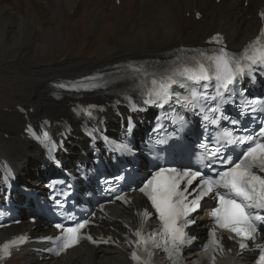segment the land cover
Instances as JSON below:
<instances>
[{"label":"bare ground","instance_id":"obj_1","mask_svg":"<svg viewBox=\"0 0 264 264\" xmlns=\"http://www.w3.org/2000/svg\"><path fill=\"white\" fill-rule=\"evenodd\" d=\"M119 1L0 0V157L11 162L18 175H27L29 165L36 161L44 163L41 149L27 137L25 122L71 116L66 100L56 103L52 99L48 85L52 79H73L111 68L203 38L214 30L225 34L230 48H240L256 33L259 18L254 11L262 5V0H248L253 4L250 8L241 0L219 4L215 0ZM197 12L202 14L198 21ZM42 13L47 14V21ZM110 113L109 119L115 121ZM81 143L79 136L66 147L71 150ZM112 215L128 223L133 220L130 213L116 208ZM112 225L115 231L103 229L102 233L122 231L118 223ZM28 230L31 225L24 223L21 230L1 232L0 242ZM73 251L65 259L42 262L27 251L7 264H129L124 246Z\"/></svg>","mask_w":264,"mask_h":264},{"label":"snow or ice","instance_id":"obj_2","mask_svg":"<svg viewBox=\"0 0 264 264\" xmlns=\"http://www.w3.org/2000/svg\"><path fill=\"white\" fill-rule=\"evenodd\" d=\"M261 36H264V32L261 33ZM259 43L260 41L257 40L256 44ZM200 55L202 59L194 57L190 65L174 68L170 73L163 75L160 80L153 79L152 87L147 92L150 99L145 100V103L157 102L163 106L171 99L173 95L171 89L176 85L189 89V96L185 103L191 105L193 110L197 106L203 110L204 104L200 103L201 100L205 103L212 100L216 101V105L209 108L208 111L220 112V115H223L220 106L229 101L221 89L228 92L229 85L234 84L238 76L242 77L246 73L251 74L253 66L264 64V48L255 45H249L240 56H231L223 48L210 56L203 53ZM213 80L215 81L216 95L209 96L207 89ZM185 81L192 82V85H199L203 91L186 84ZM59 87L64 86L59 85ZM177 102H180L179 98H177ZM250 103L254 105L258 101ZM255 110L253 108V111ZM204 119L209 121L207 114ZM219 119V116H214L209 122L219 126ZM238 123L236 120L232 121L233 125ZM258 135L264 136V128H261ZM218 139L229 145L247 143L249 146L241 153L237 162H233L231 157L218 156L217 159L221 162L222 170H214V175L205 176L199 170L178 172L175 168H159L143 187L139 188V191L148 198L152 208L158 214L161 227L155 235L163 241L166 250L170 246V255L172 252L177 255L181 254L182 246L192 239L186 237L184 227L195 223L188 217L199 208L200 201L205 197L213 196L218 201L219 207H215L211 212L216 227L234 233L244 241L254 240L258 231V223H264V216L258 214L264 212V175L257 174L258 172L264 173V142L253 135L237 140L233 136V132L227 128L223 129ZM124 147L127 148L126 145ZM219 151L220 149L216 148L212 155L215 156ZM206 159L210 160L211 157L207 154L198 157L201 163H204ZM206 166L211 167V164ZM196 180H198L196 188L189 192L188 188ZM182 183L184 187H181ZM189 196H192V199H189ZM116 199L123 200L124 197L117 196ZM143 216H149V212L145 210ZM88 223L89 221L84 220L65 229L66 235L58 244L55 254L60 255L61 252L77 245L81 238V230ZM56 227L61 228L62 226L58 224ZM134 235L137 238L135 243L144 246L145 249H147L149 240L155 243L153 235L144 236L143 227L135 230ZM210 235L216 237L214 229ZM231 238L230 236L229 239ZM87 239L97 243L91 236H88ZM12 243L15 242H8L0 246V257L9 254V245ZM212 243L218 244V241L214 239ZM246 247L247 244L240 243L241 249ZM131 259L137 264H141L142 258L137 252L131 253ZM258 264H264V251H261L259 255Z\"/></svg>","mask_w":264,"mask_h":264},{"label":"rangeland","instance_id":"obj_3","mask_svg":"<svg viewBox=\"0 0 264 264\" xmlns=\"http://www.w3.org/2000/svg\"><path fill=\"white\" fill-rule=\"evenodd\" d=\"M7 1V0H6ZM71 10H72V8H71ZM186 17H189V15L188 16H186ZM41 18L44 20V21H47V19H48V16H47V14H45V13H42V16H41ZM9 64V63H8ZM57 103V102H56ZM2 112H4V110L2 111ZM35 162V161H34ZM35 165V164H34ZM33 165V166H34ZM33 166H31L32 167V170H33ZM35 167V166H34ZM35 179V177H34V175L32 176V179Z\"/></svg>","mask_w":264,"mask_h":264}]
</instances>
